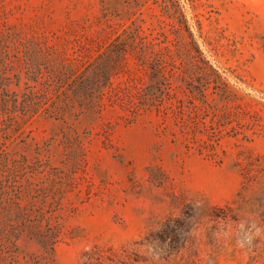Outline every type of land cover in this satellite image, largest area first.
Wrapping results in <instances>:
<instances>
[{"label": "rangeland", "instance_id": "obj_1", "mask_svg": "<svg viewBox=\"0 0 264 264\" xmlns=\"http://www.w3.org/2000/svg\"><path fill=\"white\" fill-rule=\"evenodd\" d=\"M167 2L216 71L184 58L154 0H0V94L27 90L19 39L55 47L37 85L57 102L88 99L55 76L60 63L124 30L151 49L147 62L126 54L97 109L0 120L22 202L53 209L57 224L53 249L19 239L21 264H264V0ZM157 57L172 72L165 82L149 65ZM159 87V109L134 110ZM168 216L180 236L146 242Z\"/></svg>", "mask_w": 264, "mask_h": 264}, {"label": "trees", "instance_id": "obj_2", "mask_svg": "<svg viewBox=\"0 0 264 264\" xmlns=\"http://www.w3.org/2000/svg\"><path fill=\"white\" fill-rule=\"evenodd\" d=\"M134 1L135 5H142L147 0H126ZM159 2L162 9L171 17L169 21L171 31L175 36V45L182 52L187 61L197 64L208 65L213 70H217L207 59L198 44L197 38L191 28V23L185 12L178 6L171 9L167 0H154ZM18 45L27 57L29 68L26 71V88L22 98L18 99L17 94L10 93L7 89L0 94V120L14 121L16 116L37 112H45L49 115L64 117L69 115L78 116L86 110L99 108L102 105V97L105 94L104 87L110 82L112 74L117 72L125 63L126 54L135 53L142 62H147L146 54L149 49L146 45H140L132 32L124 30L117 33L107 45L98 48L96 53H90L88 57L76 55L67 62L60 63V68L54 73L63 82L71 79L70 88L77 97H88V99H73L71 101L57 102L49 101L45 93L40 91L37 81L41 71L43 59L52 55L55 47L39 37L19 39ZM170 48V45H166ZM5 57L9 52H5ZM94 56H93V55ZM52 65V64H51ZM153 69L154 76H160L165 81L168 80L159 57L154 61H149ZM52 68V67H51ZM187 69L184 70L186 72ZM52 71V69H51ZM20 76L18 75V80ZM32 81L33 83H30ZM160 95L155 91L145 90L140 93L138 100H133L134 110L140 108H160L163 105V95L166 90L159 87ZM200 93L205 95L203 88ZM95 94L97 100H93ZM4 127L0 126V131ZM20 175V165L12 159L9 151L4 147V141L0 142V264H21L18 257V241L23 236H28L38 240L42 246L50 244L54 248L57 240V224L51 220L53 209H46L43 205H36L35 202H22V187L18 182ZM174 219L168 216L161 227L155 232H150L145 236L146 242H153L155 239L164 241L168 237L176 239L180 236V230L171 225ZM169 243V242H168ZM171 246V243H169Z\"/></svg>", "mask_w": 264, "mask_h": 264}]
</instances>
